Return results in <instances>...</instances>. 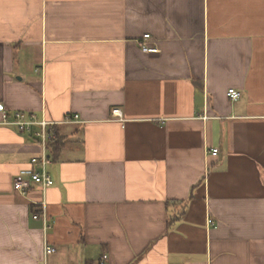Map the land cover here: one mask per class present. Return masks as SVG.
I'll list each match as a JSON object with an SVG mask.
<instances>
[{
  "label": "crops",
  "instance_id": "0c3cea01",
  "mask_svg": "<svg viewBox=\"0 0 264 264\" xmlns=\"http://www.w3.org/2000/svg\"><path fill=\"white\" fill-rule=\"evenodd\" d=\"M0 102V264H264V0H0Z\"/></svg>",
  "mask_w": 264,
  "mask_h": 264
},
{
  "label": "built area",
  "instance_id": "2783aa9c",
  "mask_svg": "<svg viewBox=\"0 0 264 264\" xmlns=\"http://www.w3.org/2000/svg\"><path fill=\"white\" fill-rule=\"evenodd\" d=\"M151 39V35H145L144 41L141 43L142 51L145 53H159V50L154 47H150L147 43ZM227 96L232 101H237L241 97V93L236 89H230ZM113 115L116 117L121 116L119 110H114ZM79 120L78 115H69L65 119V123H73ZM56 123L48 121L44 117H39L36 112L31 111H15L10 112L6 106L0 102V126L13 128L21 134L32 136L40 145L41 154L34 157L31 160V165L28 168L22 169L13 180V186L15 190L23 195L27 196L28 191L33 186H39L46 191L54 185V180L49 172V167L52 160L49 156L50 143L56 139L54 133V126ZM218 149L212 150V155L217 156ZM41 210L34 213V219H42L44 223V230L49 229L47 214L44 208V204H41ZM208 225L212 228H217L216 222L210 218ZM56 252V249L52 246L46 245L45 254L51 255ZM107 257L104 256V259Z\"/></svg>",
  "mask_w": 264,
  "mask_h": 264
},
{
  "label": "trees",
  "instance_id": "16d2710c",
  "mask_svg": "<svg viewBox=\"0 0 264 264\" xmlns=\"http://www.w3.org/2000/svg\"><path fill=\"white\" fill-rule=\"evenodd\" d=\"M54 133L56 135V139L50 143V146H49V156L50 158H58V153H60V146H59V143L57 141V134L54 130ZM54 148V149H53Z\"/></svg>",
  "mask_w": 264,
  "mask_h": 264
}]
</instances>
